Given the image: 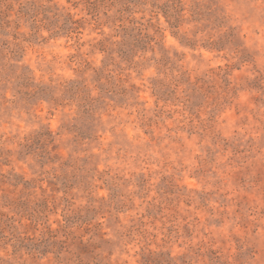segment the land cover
<instances>
[{
	"label": "rangeland",
	"instance_id": "374dc122",
	"mask_svg": "<svg viewBox=\"0 0 264 264\" xmlns=\"http://www.w3.org/2000/svg\"><path fill=\"white\" fill-rule=\"evenodd\" d=\"M0 264H264V0H0Z\"/></svg>",
	"mask_w": 264,
	"mask_h": 264
}]
</instances>
